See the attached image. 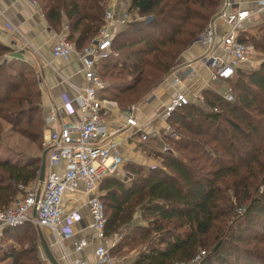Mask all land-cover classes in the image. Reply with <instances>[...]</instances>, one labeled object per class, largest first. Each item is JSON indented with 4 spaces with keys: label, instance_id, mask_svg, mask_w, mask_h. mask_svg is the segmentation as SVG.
I'll list each match as a JSON object with an SVG mask.
<instances>
[{
    "label": "trees",
    "instance_id": "trees-1",
    "mask_svg": "<svg viewBox=\"0 0 264 264\" xmlns=\"http://www.w3.org/2000/svg\"><path fill=\"white\" fill-rule=\"evenodd\" d=\"M224 1L131 0L133 19L113 38L118 55L98 67L108 84L101 96L117 102L129 95L132 101L158 88ZM107 2L45 0L43 9L58 31L67 19L69 41L82 50L99 33ZM257 28L258 35L248 31L243 40L264 57V22ZM8 50L0 43V56ZM32 74L15 62L0 68V148L6 124L35 142L42 135V94ZM229 83L234 100L205 88L203 101L192 100L173 113V127L185 134L168 136L173 152H154L160 165L130 164V186L117 176L101 185L109 236L132 225L128 214L135 208L147 222L131 226L126 237L130 245H145L135 264H264V58ZM41 164V158L24 164L0 158V211L13 203L21 186L40 178ZM5 237L20 248L8 244L2 260L43 264L37 226L7 228L2 246ZM118 247L113 254H123ZM200 251L206 255L192 263Z\"/></svg>",
    "mask_w": 264,
    "mask_h": 264
},
{
    "label": "built area",
    "instance_id": "built-area-1",
    "mask_svg": "<svg viewBox=\"0 0 264 264\" xmlns=\"http://www.w3.org/2000/svg\"><path fill=\"white\" fill-rule=\"evenodd\" d=\"M108 2L99 33L82 50L69 41L68 24L53 44L54 58L69 61L75 54L81 63L83 85L68 81L76 92L75 101L80 117L62 122L59 112L55 110L46 115L44 130L48 155L45 180L42 184L38 179L29 186H21L22 191L13 203L0 211V238L7 228L30 222L52 233L67 264H135L124 255L112 253L123 235L107 234L108 216L99 195L100 187L108 177L116 176L126 163L124 147L131 136L137 134L143 142L160 140V152H173L166 142L168 136L175 134L171 123L173 113L192 100H204L202 93L193 97L182 89H176L153 118L136 113L137 106L126 111L121 123L112 118L114 102L100 96V91L107 85L98 73V65L118 55L113 49V38L133 17L129 12L131 0ZM263 10L264 0L259 1L255 9L233 8L232 3L225 0L216 19L221 20L226 29L219 31L216 21H211L199 34L196 42L204 47V52L187 62L189 81L194 80L202 68H207L211 81L224 86L225 91L221 92L224 99L234 100L232 87L227 89L225 84L239 70L245 71L254 66L256 50L251 43L243 40V35L254 26L255 13ZM175 82H178V78ZM65 107L73 113L71 100L66 102ZM81 207L90 210L92 221L86 228L93 229L94 234L75 242L70 251L66 242L75 233L73 225L83 220ZM94 242L95 258L90 259L86 251ZM205 255V251H200L192 263L200 262Z\"/></svg>",
    "mask_w": 264,
    "mask_h": 264
},
{
    "label": "crops",
    "instance_id": "crops-1",
    "mask_svg": "<svg viewBox=\"0 0 264 264\" xmlns=\"http://www.w3.org/2000/svg\"><path fill=\"white\" fill-rule=\"evenodd\" d=\"M233 8H248L255 9L258 2L262 0H229ZM107 2L106 6H108ZM221 8L219 9V11ZM218 11V12H219ZM217 16V15H216ZM212 19L216 21L219 31H224L226 25L221 21H217V17ZM264 22V10L255 13L252 24ZM67 19L64 18L62 29L67 25ZM251 24V25H252ZM62 31V30H61ZM55 29L44 12L43 5L40 0H0V43L6 46L9 50L1 56L2 64L15 62L17 65H23L27 70L33 72L38 81V89L40 90L41 105L44 115L55 110L59 112L61 121H71L80 117V111L75 101L76 92L71 89L68 81L83 85L84 75L80 71L81 63L78 57L73 54L69 61L56 59L52 55V47L56 42L58 35L61 33ZM204 52V47L195 42L188 50L185 59L176 70L172 72L169 79L162 83L165 87L159 86L158 97L153 101L133 104L128 107H121L117 102H114V108L111 112L113 119L121 123L124 121L126 111L132 106H137L136 113L143 114L149 118L156 116L159 107L168 102L176 89H182L193 97L200 95L205 88L215 89L214 86L221 84L214 83L210 78V71L207 68H202L200 74L192 81L188 79V69L186 63L195 59ZM6 55V56H5ZM5 56V57H4ZM183 57V58H184ZM99 67V65H98ZM178 78V82L174 80ZM106 85H108L106 83ZM107 87V86H106ZM217 91V89H215ZM169 92V93H168ZM166 94V95H165ZM102 92L100 93V96ZM106 98V97H105ZM166 99L162 101V99ZM68 100L72 102V111H67L65 104ZM159 100V101H158ZM131 131V130H130ZM157 139L148 142H143L139 135H134L129 138L124 147V154L127 158L126 163L120 168L117 177L124 176L126 164H138L137 159L144 157L146 154L154 155V152L160 147L156 145ZM146 143V145H144ZM157 147H156V146ZM142 153V156H141ZM83 220L76 222L73 225L74 235L67 240L66 244L70 251L73 250L74 243L83 237L92 236L93 229L87 227L92 221L90 210L88 207H81ZM39 231V228H38ZM44 241L50 246L55 257L60 264H67L63 258L62 250L55 243V238L48 229H42ZM40 234V233H39ZM4 237V235H3ZM2 238V237H1ZM7 239L0 247V258L6 253L8 244L16 247L20 246L10 238ZM40 253L43 264H52L48 259L43 242L40 237ZM95 242L89 246L86 251L90 259L95 258ZM57 247V249H56ZM0 264H12L10 258H3Z\"/></svg>",
    "mask_w": 264,
    "mask_h": 264
},
{
    "label": "rangeland",
    "instance_id": "rangeland-1",
    "mask_svg": "<svg viewBox=\"0 0 264 264\" xmlns=\"http://www.w3.org/2000/svg\"><path fill=\"white\" fill-rule=\"evenodd\" d=\"M40 2H41L42 5L45 4V0H40ZM259 24L260 23L254 24V26L249 29L251 34L258 35V28L257 27H258ZM188 50H187V52H188ZM187 52L184 53L185 56H186ZM184 55L181 58L180 64L182 63V60L185 59ZM0 58H1V56H0ZM263 58L264 57L258 51H256L254 66L251 69H245V71H250V70H252L254 68H257L258 65L260 64L259 60H261ZM8 63H4V64L1 63L0 64V68L5 67V66L8 67L10 65V62H8ZM11 63H13V62H11ZM180 64H178L176 66V68L173 69V71L176 70L179 66H182ZM185 65H187V63ZM3 69H5V68H3ZM3 73H1V75ZM31 77H34L36 79V76H35L34 73L31 75ZM168 79H169V77H166V80H168ZM105 82H106V80H105ZM164 82H163V84H164ZM162 87H165V85H163ZM214 87L219 92L224 93V91H225V88H224V86L222 84L220 86H214ZM225 87L227 89H229L231 87L230 83L229 84H225ZM158 88H156L155 90L151 91L150 93L142 95V97H140L137 100H135L133 98L132 101H129L128 100L129 95H124L123 97H121V100H116V101H117V103L120 106H125V105L128 106V105H131V104L133 105V104H139V103L153 101L154 99H156L158 97V92H159ZM165 100L166 99H164V98L162 99V101H165ZM45 117H46V115H44V112H43V114H42L43 123H44ZM174 132H175L174 136L177 133L178 134H181V133L185 134V132L183 130H181V132L177 131V129L175 127H174ZM45 138L46 137H45L44 128H43L42 135L39 136L37 142H35L36 140L35 141L32 140V138L30 136H26V135H24V134H22V133H20L18 131H15V130H13L11 125L6 124L5 125V131H4V139L2 141L3 144H2V146L0 148V158H2L4 160H10L11 162L17 163V164H20V163L24 164L29 159H37V160H39L40 158L42 159L43 154H44L45 150L47 149V146L45 145ZM141 156H142V153H141ZM143 156L144 157H141L140 159H137V163L138 164H142V165L147 166V167L154 166V165L155 166L156 165H160V160L157 159L154 155H151V154L144 155L143 154ZM129 165L130 164H126L125 165V170L123 171L125 173V175L124 176L122 175V179L125 180V184L127 186L131 185V181L130 180L132 179V176H131L132 172L130 170V166ZM109 215H111V208L110 207H109ZM128 215H130L129 218H131V224L132 225H128V226L125 225V226L119 228L117 230V232H116V233H121L123 235V238L121 240L122 243H121L120 247L117 246L118 249L123 252V254H115V255H124V256L128 257V259H130L132 261H135V259L138 257L140 252L144 249L145 245L142 244V242L141 243L135 242V244L130 245L129 244V240H127L126 237L128 235H130V227L131 226L137 225L139 223L146 224L147 222H145V220H143V218L141 217V212H140V210L138 208H135V210H133ZM128 245H130V246H128ZM1 246H2V244L0 243V247ZM40 246H41V242H39V248H38L39 253H40ZM117 247H114L112 249L113 253L116 252ZM1 260H2V258H0V261Z\"/></svg>",
    "mask_w": 264,
    "mask_h": 264
},
{
    "label": "water",
    "instance_id": "water-1",
    "mask_svg": "<svg viewBox=\"0 0 264 264\" xmlns=\"http://www.w3.org/2000/svg\"><path fill=\"white\" fill-rule=\"evenodd\" d=\"M47 155H48V149L45 150L43 157H42V164H41V171H40V178H39L41 184L44 182L45 176H46ZM39 233H40L41 240L43 242V246H44L45 251L47 253L48 259L52 262V264H60L59 261L57 260V258L55 257L50 246L44 241V235H43L42 229H40V228H39ZM56 249H57V247H56Z\"/></svg>",
    "mask_w": 264,
    "mask_h": 264
}]
</instances>
